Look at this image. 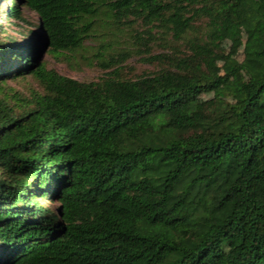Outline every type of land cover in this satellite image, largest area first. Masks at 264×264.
<instances>
[{
	"label": "trees",
	"instance_id": "trees-1",
	"mask_svg": "<svg viewBox=\"0 0 264 264\" xmlns=\"http://www.w3.org/2000/svg\"><path fill=\"white\" fill-rule=\"evenodd\" d=\"M4 1L39 24L0 28V264H264V0ZM129 15L184 52L88 82L43 62ZM235 26L243 59L219 73ZM238 70L230 100L198 102ZM28 76V95L7 82Z\"/></svg>",
	"mask_w": 264,
	"mask_h": 264
},
{
	"label": "rangeland",
	"instance_id": "rangeland-1",
	"mask_svg": "<svg viewBox=\"0 0 264 264\" xmlns=\"http://www.w3.org/2000/svg\"><path fill=\"white\" fill-rule=\"evenodd\" d=\"M6 3L7 1L0 0V10L4 9ZM22 13L29 25L19 19L0 16L1 32L20 37L24 30L32 29L34 25L39 24L37 15L26 6L22 7ZM104 24V27L98 30L103 35L90 37L85 40L82 47L75 51L61 53L57 57L43 52L42 60L46 67L54 69L64 76L84 82L96 81L114 68H117L123 77L134 78L160 68L163 63L159 61L158 56L184 49L180 42L161 33L160 28L151 26L145 19L129 15L112 18V21ZM113 45L111 52L105 51L107 47ZM243 45L244 33L240 27L235 26L225 32L224 38L220 42L222 58L213 60L219 73H228L240 65L243 59ZM245 78L244 72L238 70L216 90L202 93L197 100L199 103H203L212 96L230 100V89ZM7 82L10 86L21 91L23 95H28L31 89L38 88L30 76ZM40 202L46 204L47 207H53L50 202L44 200H40Z\"/></svg>",
	"mask_w": 264,
	"mask_h": 264
}]
</instances>
